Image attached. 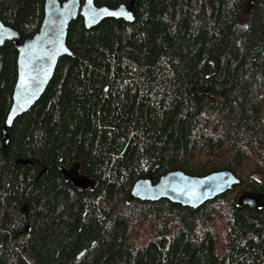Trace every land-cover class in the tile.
<instances>
[{
    "label": "trees",
    "instance_id": "obj_1",
    "mask_svg": "<svg viewBox=\"0 0 264 264\" xmlns=\"http://www.w3.org/2000/svg\"><path fill=\"white\" fill-rule=\"evenodd\" d=\"M44 1L0 0L19 42ZM94 3L134 19H73L5 146L17 50L0 45V264H264V205L240 199L264 193V0ZM75 162L92 187L63 177ZM177 169L240 183L194 209L130 195Z\"/></svg>",
    "mask_w": 264,
    "mask_h": 264
},
{
    "label": "water",
    "instance_id": "obj_2",
    "mask_svg": "<svg viewBox=\"0 0 264 264\" xmlns=\"http://www.w3.org/2000/svg\"><path fill=\"white\" fill-rule=\"evenodd\" d=\"M78 15L82 17L87 29L106 17L121 18L129 22L134 19L133 11L123 5L109 8L105 5L96 6L94 0H45L43 18L38 30L21 42L18 40L17 30L0 20V45L10 41L17 50L16 80L11 104L1 129L4 146L8 141L7 129L14 119L26 112L43 93L58 59L62 55L72 54L67 46L66 36L70 22ZM59 170L77 189L93 186V179L81 173L76 163L68 168L60 166ZM239 182L229 170L215 171L203 176L173 170L164 176L161 175L155 183L150 178H138L131 186L130 195L149 201L165 198L194 209ZM81 254L82 252L78 256Z\"/></svg>",
    "mask_w": 264,
    "mask_h": 264
},
{
    "label": "bare ground",
    "instance_id": "obj_3",
    "mask_svg": "<svg viewBox=\"0 0 264 264\" xmlns=\"http://www.w3.org/2000/svg\"><path fill=\"white\" fill-rule=\"evenodd\" d=\"M59 1H61L62 2V0H59ZM83 0H81V2H82ZM96 5V4H95ZM96 6H98V5H96ZM100 6H102V5H100ZM106 6V5H105ZM120 6V5H119ZM124 6V5H123ZM118 7V6H117ZM125 7H127V6H125ZM110 8V7H109ZM115 8V7H114ZM127 8H129V7H127ZM130 9V8H129ZM69 48V47H68ZM76 164H78L77 162H75ZM73 164V163H72ZM71 164V165H72ZM70 165V166H71ZM79 165V164H78ZM61 166H63V165H61ZM70 166H63V167H66V168H68V167H70ZM60 167V166H59ZM79 170H80V166H79ZM177 170H179V169H177ZM60 171V170H59ZM182 171V170H181ZM220 171V170H219ZM230 171V170H229ZM81 172V171H80ZM215 172V171H214ZM232 172V171H231ZM82 173V172H81ZM168 173V172H167ZM167 173H165L164 175H166ZM185 173V172H184ZM211 173V172H210ZM233 173V172H232ZM234 174V173H233ZM164 175H162V176H164ZM190 175V174H189ZM206 175V174H205ZM235 175V174H234ZM87 176V175H86ZM203 176V175H202ZM236 176V175H235ZM237 177V176H236ZM141 178V177H140ZM146 178H149V177H146ZM238 178V177H237ZM239 179V178H238ZM240 181V180H239ZM153 182V181H152ZM153 183H155V182H153ZM240 183V182H239ZM72 184V183H71ZM91 187V186H90ZM90 187H88V188H90ZM77 189V188H76ZM85 189H87V188H85ZM79 190H81V189H79ZM244 199L245 200V203L246 204H249V205H252V206H258V205H264V193H245V194H243L241 197H240V199ZM239 199V200H240Z\"/></svg>",
    "mask_w": 264,
    "mask_h": 264
}]
</instances>
